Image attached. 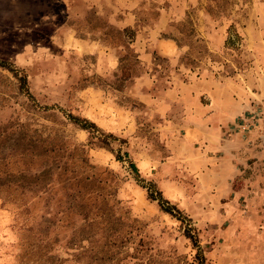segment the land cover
I'll return each mask as SVG.
<instances>
[{"label":"rangeland","instance_id":"obj_1","mask_svg":"<svg viewBox=\"0 0 264 264\" xmlns=\"http://www.w3.org/2000/svg\"><path fill=\"white\" fill-rule=\"evenodd\" d=\"M157 39L177 55L164 57ZM1 60L51 110L26 113L0 68V264H83L82 252L111 244H123L111 247L121 264H264V0H0ZM145 75L148 94L137 83ZM195 84L209 87L204 107L220 88L241 108L215 138L203 137V115L142 101ZM65 114L112 134L110 150ZM21 124L40 142L28 165L15 147ZM45 139L82 148L89 165L42 156ZM147 189L180 210L197 246ZM81 193L98 218L80 211Z\"/></svg>","mask_w":264,"mask_h":264},{"label":"trees","instance_id":"obj_2","mask_svg":"<svg viewBox=\"0 0 264 264\" xmlns=\"http://www.w3.org/2000/svg\"><path fill=\"white\" fill-rule=\"evenodd\" d=\"M0 68L3 70H7L9 73L12 74L13 78L15 80H17L18 82V92L20 95H24L27 98V102H23L25 104V112L26 113H40V112H48L49 110H51V108L47 107V106H39L38 103L35 102V100L30 96L28 89H26V76L24 74L23 71H19L18 69L12 68L6 61L1 60L0 61ZM22 73V74H21ZM2 92H0L1 94ZM1 96V95H0ZM4 100V98H1ZM66 119L74 126H76L77 128L87 131L89 133V138L91 140H97V142H93L95 145H98L99 148H104L107 150H110V141L114 140V136L112 134H105L104 132H102L101 130L97 129L95 124H93L92 122L88 121L86 118H80L78 116H74L72 114H65ZM97 129L96 132L99 133V137L95 136V130ZM19 138L16 140L15 142V147L21 149L20 156L22 161L28 165L29 161L28 159H32L33 156H35L36 154L34 153V149H36L38 146H36V144L40 143V142H36L34 140L31 139V137L26 133L25 130V125L21 124L19 127ZM3 136V137H2ZM6 138L5 135L0 133V142L4 141ZM44 142H46L47 147H42V149L38 152L40 153L42 156L45 157H54L58 156L59 153L60 155L64 156L67 155V157H75L78 156V158L81 159V161L83 163H85L86 165H89L87 158L83 157L84 154V150L82 148H78V147H74L72 150H68V152H66V150L61 146L60 148H58L57 150L54 149L53 145L56 144L54 139H45ZM91 142V141H90ZM48 146H50V148H48ZM82 156V157H81ZM0 160H4V157L0 158ZM117 160L121 159L117 156ZM91 167V166H90ZM93 167V166H92ZM130 167L137 171L136 167L134 164L130 163ZM1 174H5L6 172L3 170H0ZM1 176H0V181H1ZM2 182H0V187H2ZM83 188V187H82ZM146 188V187H144ZM84 190V188H83ZM148 190V199L151 201H155L157 202L160 210L163 213H167L171 216H173L174 218H176L178 221H180L182 223V225H185L184 228V236L188 239H190L195 246L196 245V239L194 237V235L191 234L192 232V227L190 225V223H186V219L183 218L181 216V212L180 210H178L173 204H171L169 202V200H167L166 198H164L161 194V192H157V197H155L154 193L150 190ZM80 205L78 206L80 211L83 213V215L85 217H87L90 212L93 215V218H98V212L101 210H97L96 213H94L93 208H91V206H89L86 201L84 200V193H81L80 195ZM103 220H106L105 223V230L110 234H114V233H118V231L120 230L119 227L116 226H112V222L109 221L110 217L104 218ZM109 222V223H108ZM108 223V225H107ZM91 229L92 231V227H95V225L93 224H89V226H87ZM117 239V238H116ZM120 245H116V244H111L110 246H106V248L102 247L101 249H97L94 251L93 248H91L90 250H87L85 252H82L80 254V256L83 259L81 262L83 264H121V259L117 258V255L122 254L123 252L117 251L116 253L112 251L111 247H116L117 249H120ZM202 264V263H200Z\"/></svg>","mask_w":264,"mask_h":264},{"label":"crops","instance_id":"obj_3","mask_svg":"<svg viewBox=\"0 0 264 264\" xmlns=\"http://www.w3.org/2000/svg\"><path fill=\"white\" fill-rule=\"evenodd\" d=\"M157 50L164 55V57H172L177 55V48L172 44V41L165 39H157ZM167 51V52H165ZM141 58L145 60L143 64H148L151 61V53H148L147 50L140 51ZM176 53V54H175ZM138 85H140L141 90H144L147 93V90H151L154 87V83L148 78L147 75L139 78L137 80ZM207 84H203L200 86L195 85H183L178 87H171V89L167 92H164V95L175 96L173 99H166L163 97L152 98V94L148 95L149 98L142 99L144 103L147 105L151 104L152 106H156L155 109H159L163 115H166L168 112L171 113L175 111L177 105H179L178 109L180 113H186L187 120H198L199 116L203 115L201 119V125H206L207 129L205 132L203 130V137L208 134L215 138L219 136V124L221 121H226L231 118V115H235L238 109H241L240 106H237L236 101L231 103L228 98H224V96L220 97V88L216 91H209L210 94V104L207 106H203L199 102V96L202 92H205L204 88ZM208 87V86H207ZM209 89V87H208ZM208 91V90H207ZM180 94V95H179ZM249 101V100H247ZM179 103V104H176ZM175 107V108H174ZM168 109V110H167ZM174 109V110H173ZM199 112V115L197 114ZM198 115V116H197ZM199 132V130H196ZM201 133H199L200 135Z\"/></svg>","mask_w":264,"mask_h":264}]
</instances>
